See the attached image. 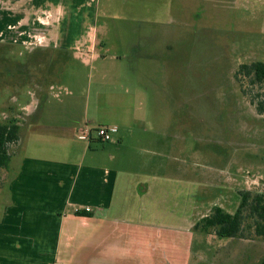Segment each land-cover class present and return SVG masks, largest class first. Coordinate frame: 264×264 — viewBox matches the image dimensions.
Wrapping results in <instances>:
<instances>
[{
    "label": "crops",
    "instance_id": "0c3cea01",
    "mask_svg": "<svg viewBox=\"0 0 264 264\" xmlns=\"http://www.w3.org/2000/svg\"><path fill=\"white\" fill-rule=\"evenodd\" d=\"M108 17L100 0H0V45L51 53L50 73L68 65L86 74L74 91L48 72L19 105L15 97L2 108L3 119L18 122L20 140L0 172V264H190L197 240L190 229L203 218L196 217L202 202L162 186L165 153L149 150L137 186L119 191L118 143L140 127L113 117L134 114L144 93L131 88L135 63L110 54L109 28L101 22ZM111 74L116 82H101ZM93 77L101 80L94 99ZM90 112L108 113L100 121L116 139L96 138Z\"/></svg>",
    "mask_w": 264,
    "mask_h": 264
},
{
    "label": "rangeland",
    "instance_id": "374dc122",
    "mask_svg": "<svg viewBox=\"0 0 264 264\" xmlns=\"http://www.w3.org/2000/svg\"><path fill=\"white\" fill-rule=\"evenodd\" d=\"M100 9L110 16L101 19L109 28L110 54L135 63L131 88L144 93L134 114L121 111L113 117L129 118L128 126L140 127L118 143L119 191L133 190L147 169L146 160L161 152L167 163L162 186L202 202L197 220L215 206L235 213L239 191L264 193V114L242 95L235 78L240 65L264 62V0H100ZM48 53L0 45V113L9 102L19 105L48 72L49 80L60 79L74 91L84 86L83 70L75 74L67 65L50 73ZM92 80L94 99L101 80ZM101 82L116 81L111 74ZM15 97L21 100L13 104ZM77 109L84 113V101ZM90 114L97 118L91 127L102 126L100 120L109 117ZM152 137L162 138L167 147L152 144ZM190 231L197 237L190 264L264 260V238L223 239Z\"/></svg>",
    "mask_w": 264,
    "mask_h": 264
},
{
    "label": "trees",
    "instance_id": "16d2710c",
    "mask_svg": "<svg viewBox=\"0 0 264 264\" xmlns=\"http://www.w3.org/2000/svg\"><path fill=\"white\" fill-rule=\"evenodd\" d=\"M242 95L255 106L258 114H264V62L242 64L235 73ZM20 127L16 120H0V172L7 170L11 161L10 149L20 140ZM241 202L231 214L220 206L200 219L194 229L204 234H214L223 239L246 238L254 235L264 238V193L239 191ZM78 216H89L78 211ZM248 230V234L246 232ZM261 264H264V260Z\"/></svg>",
    "mask_w": 264,
    "mask_h": 264
},
{
    "label": "built area",
    "instance_id": "2783aa9c",
    "mask_svg": "<svg viewBox=\"0 0 264 264\" xmlns=\"http://www.w3.org/2000/svg\"><path fill=\"white\" fill-rule=\"evenodd\" d=\"M115 132L114 129L107 127V126H100L97 127L95 130L96 133V138L102 142V143H108L113 141V133ZM92 133V130L90 129H86L84 131V136L86 137V139H91L90 135ZM85 210H88V208H86Z\"/></svg>",
    "mask_w": 264,
    "mask_h": 264
}]
</instances>
